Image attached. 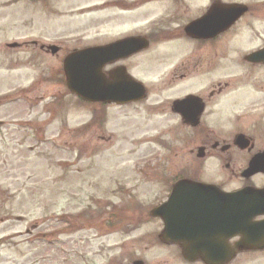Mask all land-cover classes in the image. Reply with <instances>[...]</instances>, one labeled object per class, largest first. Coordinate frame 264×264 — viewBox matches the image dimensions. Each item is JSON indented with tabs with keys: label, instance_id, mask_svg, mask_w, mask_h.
<instances>
[{
	"label": "flooded vegetation",
	"instance_id": "flooded-vegetation-1",
	"mask_svg": "<svg viewBox=\"0 0 264 264\" xmlns=\"http://www.w3.org/2000/svg\"><path fill=\"white\" fill-rule=\"evenodd\" d=\"M32 1L50 19L101 11L102 41L91 43L85 27L66 53L47 33L5 48L32 45L63 65L103 46L104 91L123 94L104 100V123L131 122L144 108L151 124L197 146L155 204L134 201L136 220L155 227L120 245L116 264H264V0ZM182 179L194 183L175 191Z\"/></svg>",
	"mask_w": 264,
	"mask_h": 264
},
{
	"label": "rangeland",
	"instance_id": "rangeland-1",
	"mask_svg": "<svg viewBox=\"0 0 264 264\" xmlns=\"http://www.w3.org/2000/svg\"><path fill=\"white\" fill-rule=\"evenodd\" d=\"M103 14L50 19L36 1L0 0V264H116L120 245L155 227L136 220L134 201L148 206L163 180L190 168L196 144L151 124L144 108L104 123V106L68 91L60 61L4 47L48 34L66 53L85 27L99 43Z\"/></svg>",
	"mask_w": 264,
	"mask_h": 264
},
{
	"label": "water",
	"instance_id": "water-1",
	"mask_svg": "<svg viewBox=\"0 0 264 264\" xmlns=\"http://www.w3.org/2000/svg\"><path fill=\"white\" fill-rule=\"evenodd\" d=\"M103 67V46L89 47L71 53L64 61V71L67 77L68 88L78 96L91 102H104L107 99L109 101H121L123 94H118L111 88L106 95L104 91ZM140 90L141 93L137 98L143 97V87ZM193 183L188 180H180L176 183L175 191H179L183 185ZM160 213L161 209L154 211L155 215H160Z\"/></svg>",
	"mask_w": 264,
	"mask_h": 264
}]
</instances>
